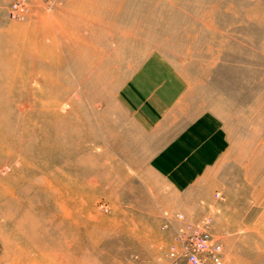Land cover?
Here are the masks:
<instances>
[{"label":"rangeland","instance_id":"rangeland-1","mask_svg":"<svg viewBox=\"0 0 264 264\" xmlns=\"http://www.w3.org/2000/svg\"><path fill=\"white\" fill-rule=\"evenodd\" d=\"M13 2L0 0V264L15 242L57 240L16 228L14 199L41 176L77 189L62 264H187L168 248L203 220L224 264H264V0H26L12 18ZM195 123L205 133L181 138ZM180 138L212 158L189 181L150 165Z\"/></svg>","mask_w":264,"mask_h":264},{"label":"bare ground","instance_id":"bare-ground-1","mask_svg":"<svg viewBox=\"0 0 264 264\" xmlns=\"http://www.w3.org/2000/svg\"><path fill=\"white\" fill-rule=\"evenodd\" d=\"M88 160L90 162L92 161L90 157ZM50 163L52 164V162ZM27 172H31V171H26V173ZM60 185H61V182L56 178L52 180V177L48 178L47 176H44V177L41 176L35 181L31 180V182L26 186L28 187L27 190L25 189V192L24 191L21 192V195H23L22 197H25V199H27V197L29 198V194L31 190L35 189L36 190V192L34 193L35 197L29 198L28 200H25L22 203L14 196L16 198L14 199L15 205L11 203L10 202L11 199L8 198L9 201L7 203L10 206H12L11 204H13L12 208L15 209L14 210L15 213H21V215L25 218L24 220L17 222L16 224L17 230H19L23 234H26V231L34 232L36 235L39 233V231H42L45 233L46 236H49L51 234L53 235V237H56L57 240L52 245L46 244L45 246H42V247L36 246L34 248H31L28 246L23 247L17 244V242H15V244L12 246L13 251L11 252V256H8L9 259H8L7 264H62V258L63 259L65 258L62 254L66 251H69L72 245L70 244V240H73V242H76L75 239L68 240L69 236L66 234L64 224L67 223L68 221V223H71L70 225L73 224L75 227H77V189L72 188V190H66L64 189L65 188L64 186L61 187ZM3 188H4V191L8 195L13 196L14 194L13 192L7 190L5 187ZM34 201H36L37 203L40 202L41 205L37 207L36 206L37 203H35ZM67 203L69 204L71 203V206L69 208L67 206ZM10 211L5 216L8 217L9 219L15 218L16 216L13 215L14 212L12 211L13 212L12 213ZM26 224H27V227H26Z\"/></svg>","mask_w":264,"mask_h":264},{"label":"built area","instance_id":"built-area-1","mask_svg":"<svg viewBox=\"0 0 264 264\" xmlns=\"http://www.w3.org/2000/svg\"><path fill=\"white\" fill-rule=\"evenodd\" d=\"M26 0H14L11 17L23 12ZM182 219V216H177ZM172 260L183 258L187 264H224L221 244L211 235L208 222L187 225L176 236V243L168 248Z\"/></svg>","mask_w":264,"mask_h":264},{"label":"crops","instance_id":"crops-1","mask_svg":"<svg viewBox=\"0 0 264 264\" xmlns=\"http://www.w3.org/2000/svg\"><path fill=\"white\" fill-rule=\"evenodd\" d=\"M201 123H195L192 128L188 129L185 135H183L181 138H194L192 135L194 132H200V133H205L203 130V127L201 126ZM177 141L175 145H171L169 149H165L164 151L162 150L154 160L151 161V167L155 168L159 172H161L163 175L166 177H171V178H178V179H186L188 180L189 178H192L202 172L204 167L206 168L207 165L206 163L212 162V158L210 157L207 158H202L203 156L199 157L198 155L201 154V149L196 152L197 149H194L192 154H182L183 153V146H185L184 142L187 141V139ZM195 139V138H194ZM209 140V139H208ZM211 141V140H210ZM209 141V145H211ZM190 145H194L193 143L190 142ZM175 146L177 147V150L175 149ZM185 149V148H184ZM199 149V148H198ZM186 152H190L187 151ZM211 156H215L217 151L216 149H211ZM175 154V155H174ZM178 157L175 158V156ZM172 155V156H171ZM181 155H185L186 161H184L183 157H180ZM206 165V166H205ZM187 172H190L188 174ZM189 181V180H188ZM179 185L185 186L184 183L178 182Z\"/></svg>","mask_w":264,"mask_h":264}]
</instances>
